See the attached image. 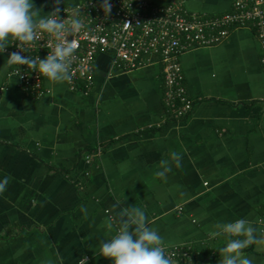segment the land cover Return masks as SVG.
<instances>
[{
  "label": "crops",
  "instance_id": "1",
  "mask_svg": "<svg viewBox=\"0 0 264 264\" xmlns=\"http://www.w3.org/2000/svg\"><path fill=\"white\" fill-rule=\"evenodd\" d=\"M83 1L32 3L45 16ZM233 2L185 7L214 16ZM9 57L0 52V179L9 178L0 194V264H111L94 249L129 206L145 210L165 249H181L173 264H220L226 241L211 235L218 222L247 219L264 239V69L252 29L180 57L195 104L179 123L166 120L160 64L125 71L99 55L88 95L46 79L37 99L10 75ZM172 151L181 167L158 177ZM244 254L264 264V244Z\"/></svg>",
  "mask_w": 264,
  "mask_h": 264
},
{
  "label": "built area",
  "instance_id": "2",
  "mask_svg": "<svg viewBox=\"0 0 264 264\" xmlns=\"http://www.w3.org/2000/svg\"><path fill=\"white\" fill-rule=\"evenodd\" d=\"M186 0H171L156 5L149 0H109L111 12L105 13L102 1L87 0L76 6L59 8L61 19H70L79 13L86 24V31L74 38L79 46L72 59L73 77L66 82L72 92L88 95L94 85L96 58L110 55L114 66L123 70H135L157 63L161 65L164 83V106L166 120L181 122L192 112L195 100L188 94L180 57L198 48H207L225 43L232 32L250 28L261 49L260 62L264 69V0H234L229 12L208 16L189 13ZM54 11V10H53ZM55 41L47 33L38 36L26 52L16 47V42L4 51L11 55L39 56L41 59L52 51ZM17 66L10 71L22 87L37 99L47 94L46 78L38 73L26 72V66ZM3 90V88L1 89ZM96 149L86 158L90 164L100 153ZM172 261L181 260L184 253L179 248L166 249Z\"/></svg>",
  "mask_w": 264,
  "mask_h": 264
},
{
  "label": "clouds",
  "instance_id": "3",
  "mask_svg": "<svg viewBox=\"0 0 264 264\" xmlns=\"http://www.w3.org/2000/svg\"><path fill=\"white\" fill-rule=\"evenodd\" d=\"M104 12L110 13L112 5L109 0H103ZM60 9L38 16L32 0H0V52L16 42V47L26 52V46L33 45L39 35L47 33L58 41L53 44L52 51L41 59L39 56L21 55L13 52L8 58L9 65H15L16 73L19 66H26V72H36L40 77L53 83L70 82L73 77L72 59L79 43L72 38L86 31V24L77 12L70 19H61ZM182 156L176 151L170 153V159L160 161L158 177H166L171 172L173 164L181 167ZM9 184V178L0 179V194ZM121 201H117L119 205ZM117 205H113L114 208ZM81 211L87 215V208ZM118 227L114 235L97 246L94 252L97 256L106 258L111 264H173L172 258L166 254L164 238L159 231L149 226V218L142 207L129 206L117 212ZM112 228V222H109ZM212 237L223 238L224 247L219 249L222 257L220 264H253L246 256L245 250L253 244H264V239L258 238L257 228L247 219L218 222L213 225ZM82 264H86L83 259Z\"/></svg>",
  "mask_w": 264,
  "mask_h": 264
},
{
  "label": "trees",
  "instance_id": "4",
  "mask_svg": "<svg viewBox=\"0 0 264 264\" xmlns=\"http://www.w3.org/2000/svg\"><path fill=\"white\" fill-rule=\"evenodd\" d=\"M170 1H171V0H170ZM186 1H187V0H186ZM186 1H185V3H186ZM233 3H234V2H233ZM184 7H185V4H184ZM185 9L187 10L186 7H185ZM232 9H233V5H232ZM232 9H231V10H232ZM231 10H230V11H231ZM187 11H188V10H187ZM188 12H189V13H192V12H190V11H188ZM228 12H229V11H228ZM225 13H226V12H225Z\"/></svg>",
  "mask_w": 264,
  "mask_h": 264
}]
</instances>
